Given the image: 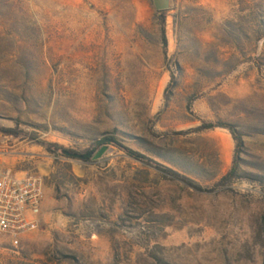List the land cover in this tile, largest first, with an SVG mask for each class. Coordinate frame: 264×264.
Instances as JSON below:
<instances>
[{"label": "rangeland", "instance_id": "1", "mask_svg": "<svg viewBox=\"0 0 264 264\" xmlns=\"http://www.w3.org/2000/svg\"><path fill=\"white\" fill-rule=\"evenodd\" d=\"M0 170L43 181L0 264H264V0H0Z\"/></svg>", "mask_w": 264, "mask_h": 264}, {"label": "built area", "instance_id": "2", "mask_svg": "<svg viewBox=\"0 0 264 264\" xmlns=\"http://www.w3.org/2000/svg\"><path fill=\"white\" fill-rule=\"evenodd\" d=\"M42 201L40 177L0 170V238L17 248L23 236L38 227Z\"/></svg>", "mask_w": 264, "mask_h": 264}, {"label": "trees", "instance_id": "3", "mask_svg": "<svg viewBox=\"0 0 264 264\" xmlns=\"http://www.w3.org/2000/svg\"><path fill=\"white\" fill-rule=\"evenodd\" d=\"M160 16H162V14ZM160 38H161L162 52H163V55L166 56V53H167V40H166L163 28L161 29ZM215 129H220V130L226 131L231 136L232 140L235 143L234 156H233L231 168L228 171V173L221 179L222 183L230 182L231 178L234 176V174L236 172V169H237V155H238V152H239V149H240L241 141H240L239 137H237V135L234 132V130L232 129V127L227 125V124H224V123L202 124L200 127L196 128L194 130V132L195 133L208 132V131H213ZM5 133L6 134H14V135H16L15 133H12V132H9V131H6ZM111 143L116 145L114 140H111ZM117 146H119V145H117ZM120 148L122 150H124L127 153V155L130 156L131 158H133V159H135L137 161H140L144 165H146L148 167H151V168H154V169H156L159 172H162L163 174H165L166 176L170 177L171 179L179 181V182L183 183L184 185L192 188L193 190H195L197 192H205L200 187L196 186L192 181H190L189 179L179 175L178 173H176V172H174L172 170L160 167L158 165H155L152 161H149L148 159L142 157L141 155H139V154H137V153H135L133 151H130V150L125 149L123 147H120ZM45 150L48 153H50V154H55V153L61 152L62 149L60 147H57V146H54V145H49V146H45Z\"/></svg>", "mask_w": 264, "mask_h": 264}, {"label": "water", "instance_id": "4", "mask_svg": "<svg viewBox=\"0 0 264 264\" xmlns=\"http://www.w3.org/2000/svg\"><path fill=\"white\" fill-rule=\"evenodd\" d=\"M152 4H153V7L157 13H165V12L169 11L170 0H152ZM105 143H108L107 139H104L102 141H98V144H105ZM104 152H105V149L101 148L92 157V159L93 160L99 159L103 155ZM63 154L68 156V157L80 159V160H87L92 156L91 152L86 153L84 155H79V154H74V153H66V152H63Z\"/></svg>", "mask_w": 264, "mask_h": 264}]
</instances>
